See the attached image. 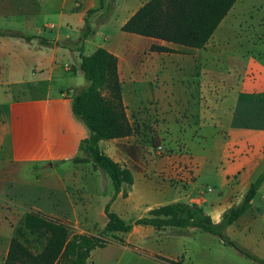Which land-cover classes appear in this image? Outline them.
<instances>
[{"label":"crops","instance_id":"crops-1","mask_svg":"<svg viewBox=\"0 0 264 264\" xmlns=\"http://www.w3.org/2000/svg\"><path fill=\"white\" fill-rule=\"evenodd\" d=\"M99 1L0 0V31L56 42L89 28L84 54L105 48L117 56L134 133L100 147L115 162L134 164L154 150V136L165 154L143 172L129 168L134 183L111 211L130 221L184 202L221 223L264 174V0H238L201 48L123 31L150 0H104L101 8ZM87 84L76 47L0 36V188L10 175L24 179L47 167L58 189L92 195L86 181L100 171L73 162L89 131L73 113L72 96ZM124 146L135 147L136 158ZM225 233L264 260V179ZM121 239L94 249L87 264H261L196 227L135 225Z\"/></svg>","mask_w":264,"mask_h":264},{"label":"trees","instance_id":"trees-1","mask_svg":"<svg viewBox=\"0 0 264 264\" xmlns=\"http://www.w3.org/2000/svg\"><path fill=\"white\" fill-rule=\"evenodd\" d=\"M237 1L150 0L131 17L122 30L192 48H201L213 36ZM99 2L101 8L104 0ZM96 10L90 11L89 14ZM90 32V29L86 28L84 35L77 40L64 39L56 42L44 37L27 35L18 30L0 31V36L15 37L26 42L39 40L45 46L57 45L69 49L76 47L80 52L81 70L88 85L72 96V109L75 117L87 127L89 136L81 142L80 152L73 162L91 163L95 170L107 174L112 181L115 190L113 198H115L124 184L133 185L134 173L105 154L100 142L129 137L134 133V127L129 121L123 101V85L117 56L105 48L98 49L92 55L84 54L85 40ZM153 49L170 51L166 47L154 46ZM123 148L136 158L135 147ZM263 179L264 174L251 185L239 204L224 213L223 220L219 224H215L205 210L196 204L170 203L151 210L148 216L133 223H128L116 212L111 211L110 204H107L105 207L107 223L101 235L81 238L78 245L79 253L73 264H86L94 249L109 244L110 242L103 235L128 233L135 225H149L156 228L196 227L220 237L226 245L264 264V260L240 249L225 233L226 228L238 220L252 205ZM24 227L31 235L41 239L40 246L33 245L34 242L24 239L18 232L11 238L3 264H56L74 237L67 222L37 211L26 213ZM121 242L124 241L121 239Z\"/></svg>","mask_w":264,"mask_h":264},{"label":"rangeland","instance_id":"rangeland-1","mask_svg":"<svg viewBox=\"0 0 264 264\" xmlns=\"http://www.w3.org/2000/svg\"><path fill=\"white\" fill-rule=\"evenodd\" d=\"M84 79H86L85 76ZM149 145L154 146V150L148 157L142 156L140 161L134 164L126 158H120L119 164L124 168H133L137 173L143 172L150 165L157 166L160 160L157 138L151 136ZM49 173L50 170L47 167L46 172L40 174L30 169L27 172L28 178L23 179L14 174L4 179L5 184L3 183V187L0 188V264L5 262L11 238L18 232L24 239L34 242L33 245L40 246L41 239L31 235L24 227L25 215L30 211L41 212L67 222L74 237L56 264H73L79 253L78 245L81 238L101 235L107 222L106 205L110 204L111 208L112 203L119 196V200H125L131 187V185L124 184L120 193L113 198L115 190L112 181L107 174L100 171V173L91 175L86 181L92 192V195L88 196L89 191L81 189L74 188L68 191L58 189L56 179ZM109 196L112 198L108 202ZM128 217L132 218L130 221L126 220L128 223L137 220L134 215ZM123 235L124 233L114 235L109 233L103 237L112 242L121 239Z\"/></svg>","mask_w":264,"mask_h":264},{"label":"built area","instance_id":"built-area-1","mask_svg":"<svg viewBox=\"0 0 264 264\" xmlns=\"http://www.w3.org/2000/svg\"><path fill=\"white\" fill-rule=\"evenodd\" d=\"M157 149H158V152H159L160 155H164L165 154V149H164L163 146L160 145V146L157 147ZM189 161H190L189 162V167L191 168V171H193L194 168H195V166L192 163V160L191 159Z\"/></svg>","mask_w":264,"mask_h":264}]
</instances>
